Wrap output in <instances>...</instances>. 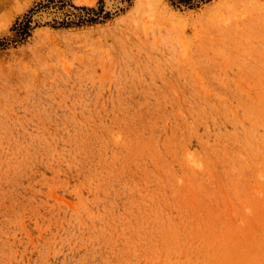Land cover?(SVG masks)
<instances>
[{"label":"rangeland","instance_id":"374dc122","mask_svg":"<svg viewBox=\"0 0 264 264\" xmlns=\"http://www.w3.org/2000/svg\"><path fill=\"white\" fill-rule=\"evenodd\" d=\"M0 264H264V0H0Z\"/></svg>","mask_w":264,"mask_h":264},{"label":"trees","instance_id":"16d2710c","mask_svg":"<svg viewBox=\"0 0 264 264\" xmlns=\"http://www.w3.org/2000/svg\"><path fill=\"white\" fill-rule=\"evenodd\" d=\"M179 1H181V2H188V0H179Z\"/></svg>","mask_w":264,"mask_h":264}]
</instances>
